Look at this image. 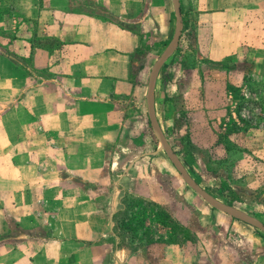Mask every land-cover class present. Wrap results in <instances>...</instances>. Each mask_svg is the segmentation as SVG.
Here are the masks:
<instances>
[{"label": "rangeland", "instance_id": "rangeland-1", "mask_svg": "<svg viewBox=\"0 0 264 264\" xmlns=\"http://www.w3.org/2000/svg\"><path fill=\"white\" fill-rule=\"evenodd\" d=\"M178 1L181 34L153 81L155 124L147 107L148 80L177 29L172 0H144L136 31L138 61L148 62L147 75L134 93L117 98L124 107L123 131L92 151L79 154L71 146L67 149L63 168L67 190L89 193L98 210L85 221L92 229L82 233L89 239L84 243L111 245L109 252L105 246L93 253L85 249L82 264H131L124 261L126 253L136 260L132 264H264V230L197 193L155 135L158 129L200 190L264 225V9L234 7L228 17L218 6L221 0ZM19 4V0H0V10L5 12L0 47L9 52L7 40L15 34L11 16ZM245 9L249 31L243 32L245 25H237L236 19ZM226 38L238 47H223ZM212 40L217 50L230 54L209 59L206 46ZM18 61L25 68L19 73L22 83L27 84L29 76L40 82L51 78L29 70L27 59ZM43 132L19 131L18 135L25 141L32 136L43 145ZM4 136L0 133V144ZM2 171L10 180V168ZM4 188L10 194L8 185ZM111 200L120 213L111 222L115 226L111 232L101 233L94 226L109 225ZM15 225L13 220L11 227ZM117 250L121 260L113 256ZM92 254L96 258L91 262Z\"/></svg>", "mask_w": 264, "mask_h": 264}, {"label": "crops", "instance_id": "crops-1", "mask_svg": "<svg viewBox=\"0 0 264 264\" xmlns=\"http://www.w3.org/2000/svg\"><path fill=\"white\" fill-rule=\"evenodd\" d=\"M221 2L218 6L228 17L234 7L264 9V0ZM19 3L11 16L15 17V34L7 40L11 51L0 47V133L5 135L0 144V264H82L85 249L93 253L105 246L109 252L111 245L84 243L89 239L82 233L92 229L85 221L98 210L89 193L67 190L69 181L63 171L67 149L71 146L79 154L92 151L123 131L124 107L117 98L134 93L147 75L148 62L138 61L136 31L144 0ZM243 12L236 24L245 25L246 32L249 21L244 19L246 9ZM251 16V20L256 17ZM4 20L5 12L0 10V26ZM243 38L242 34L239 40ZM238 44L228 38L221 43L229 48ZM206 47L212 60L230 54L217 50L214 40ZM25 59L29 70L51 78L40 82L29 76L28 83H22L19 73L25 68L18 60ZM19 131H44V144L35 143L32 136L21 140ZM5 166L10 168V180L4 177ZM109 206V225L94 226V230L113 229L114 201ZM68 218L69 225L65 224ZM41 219L49 224L41 225ZM13 220L17 225L11 227ZM16 232L27 235L18 237ZM69 246L73 247L70 252ZM128 255H124L126 263L136 262ZM113 256L122 258L119 250Z\"/></svg>", "mask_w": 264, "mask_h": 264}, {"label": "water", "instance_id": "water-1", "mask_svg": "<svg viewBox=\"0 0 264 264\" xmlns=\"http://www.w3.org/2000/svg\"><path fill=\"white\" fill-rule=\"evenodd\" d=\"M173 1V5H174V9H175V15H176V20H177V29L174 33V36L172 37L168 47L166 48V50L163 52V54L161 55V57L158 59V61L156 62L154 68L152 69V71L149 74V82H148V91H147V107H148V111H149V115L150 118L152 119L153 125L155 124V120L153 117V112H152V94H153V81L156 77L157 71L159 70L161 64L163 63V61L165 60L167 54L171 51V49L174 47V45L177 43L179 36L181 34V27H182V23H181V14H180V9H179V1L178 0H172ZM155 135L157 138H159V140L162 141V145L168 150L169 154L171 155V159L175 165V167L180 171V173L182 174V176L187 179L189 185L191 187H193L195 189V191H197V193H199L200 195H202L206 200L210 201L211 203H213L214 205H216L219 209H221L222 211L233 215V216H239L240 218H242L245 221H248L250 223H252L253 225H256L260 228H262L264 230V225L261 224V222L235 210V209H231V208H227L225 206H223L221 203L217 202L215 199H213L209 194H207L205 191L200 190L195 183L188 177V175L183 171V169L181 168L178 160L176 159L175 155L173 154L171 147L169 146V144L167 142L164 141V139L162 138L160 131L158 129H155Z\"/></svg>", "mask_w": 264, "mask_h": 264}, {"label": "trees", "instance_id": "trees-1", "mask_svg": "<svg viewBox=\"0 0 264 264\" xmlns=\"http://www.w3.org/2000/svg\"><path fill=\"white\" fill-rule=\"evenodd\" d=\"M147 204H149V203H147ZM151 205H155L154 203L152 204V203H150ZM120 210H118L117 212H115L113 215H112V221L113 222H115L116 220H117V217H118V215H119V212ZM115 224V223H114ZM113 227H115L114 225H113Z\"/></svg>", "mask_w": 264, "mask_h": 264}]
</instances>
